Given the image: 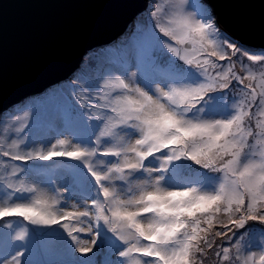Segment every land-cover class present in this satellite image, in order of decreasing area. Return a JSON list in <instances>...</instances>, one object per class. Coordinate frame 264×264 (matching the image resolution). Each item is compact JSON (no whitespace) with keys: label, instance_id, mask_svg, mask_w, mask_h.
<instances>
[{"label":"snow or ice","instance_id":"obj_1","mask_svg":"<svg viewBox=\"0 0 264 264\" xmlns=\"http://www.w3.org/2000/svg\"><path fill=\"white\" fill-rule=\"evenodd\" d=\"M185 4L164 0L151 11L164 67L153 61L144 74L141 58L135 72L109 76L95 95L81 96L85 134L27 150L24 139L0 141L3 227L12 219L58 226L81 256L108 249L102 262L78 264H205L209 252L216 264H264V227L259 250H251L254 226H264V50L250 53L234 42L206 5L192 13ZM25 127L15 128L17 137ZM62 160L77 164L9 163ZM60 167L69 182L51 188ZM21 173L48 176L51 191L26 186ZM72 188L82 205L69 210L62 197ZM84 232L90 240L76 235ZM27 235L21 228L13 239ZM9 255L0 264H22L23 252Z\"/></svg>","mask_w":264,"mask_h":264},{"label":"water","instance_id":"obj_2","mask_svg":"<svg viewBox=\"0 0 264 264\" xmlns=\"http://www.w3.org/2000/svg\"><path fill=\"white\" fill-rule=\"evenodd\" d=\"M149 0H0V117L69 79L89 52L128 31ZM217 26L264 50V0H202Z\"/></svg>","mask_w":264,"mask_h":264},{"label":"rangeland","instance_id":"obj_3","mask_svg":"<svg viewBox=\"0 0 264 264\" xmlns=\"http://www.w3.org/2000/svg\"><path fill=\"white\" fill-rule=\"evenodd\" d=\"M163 2L164 0H149L146 9L133 19L130 25L131 29H129L125 33L126 35L122 36V34V37H119L110 45L95 49L86 54L79 69L69 79L59 83L56 86L49 87L40 95L30 96L26 98L21 103L15 105L14 107L8 109L5 113H3L0 117V141H5V137L7 136V128H9V137H15L17 136V134L15 133L16 127H19L21 124L26 126L30 123L33 124V126L32 130L24 138L25 145L29 142V139L33 138L32 135L35 134L36 141L32 143L30 142V145L28 147L25 146V150H27V148L30 149L32 147L39 146L41 142H54L57 138L74 139V136L80 133L78 132L80 128L85 131L83 123L78 122H82L83 120L89 119L87 116L84 115L87 109L81 106L82 95L89 93L91 95H95V88L100 83H102L103 79H106L109 76L123 73L125 70H129V75L131 74V72H135L136 66L141 58L144 61L147 60L146 62H143V64H147L146 66L140 64L141 72L144 74L151 73L153 61H155L161 67H164L165 57L161 54L158 48H154V42L151 39V32L155 26V21L151 17V11L154 9L155 4ZM201 5L206 4L202 0H186L185 7L188 12L196 13L199 10V6ZM207 7L210 9L209 6ZM163 39L166 40L167 38ZM116 42H119V44L117 46H114L113 43ZM109 46H111L110 48L113 49L116 48V52L124 51L123 55H125L126 61L114 62L110 55L111 50H108L109 52H105L106 50L104 49L105 47ZM250 50H252L254 54H259L261 52V50L259 49ZM252 51L250 53H252ZM245 62L252 65V62L247 61L246 58ZM252 69L257 73L262 70L261 66L258 64L252 65ZM237 71H239V64H237ZM79 83L83 85L81 86V89L77 86V84ZM224 94L227 98L233 96L232 92H226ZM94 122L95 121L93 120L92 123ZM65 123L68 125L73 124L71 128L74 129L75 134H72L71 130L69 131L68 129L62 130V133L59 132V130ZM7 143H5V147H7ZM0 160H7V158L0 157ZM63 161L67 163L77 164V162L75 161ZM37 162L50 163L53 161ZM9 163H12V161H9ZM149 163L154 164L156 162L150 160ZM186 163L190 164V162ZM192 167L197 166L193 165ZM199 171L205 172L206 170L199 169ZM208 175L214 176L216 174L208 173ZM0 182H6L4 168H0ZM68 182L69 172H67L61 177H57L53 185H51V188L61 187L63 184ZM28 183L27 186L29 187L35 185L40 189H47L51 191V188H49V183H43L42 178L32 177V179ZM15 194H13L14 198ZM4 196L5 193L3 194V192L0 191V199H3ZM62 203L64 206L68 207L69 210H71V206L73 204L82 205L81 193L76 188L66 190L62 197ZM16 220H19L20 223L22 221L28 224L22 219ZM11 221H13V219ZM12 225L13 226L10 228V232L12 234L10 241L12 244V250L15 252L21 251L24 253V255L21 257L22 264H35L38 255H35L34 253L35 248L31 246V240L28 242V244H25V250H17L18 247L15 243L19 242L24 244L23 242L25 240L16 241L13 239L16 232H18L21 228H24V224L18 225L13 223ZM55 227L59 228L58 226ZM84 227H87V222H85ZM261 227L264 226L256 225L253 228L254 237L251 239V243L253 245V248L251 249L252 251L259 250L256 245H258L261 240ZM41 229L46 230L47 228L41 227ZM59 229L61 234H66L64 233L62 228ZM48 232H52V230ZM101 234H103V229H101ZM76 235H78V237L82 240H90V236L86 232L76 233ZM62 238H52V242L50 245L52 247L53 253H56L58 255H61L62 252H57V250L65 248V250L67 251L66 254H68L66 257L71 258L69 261L70 263L67 264H78L79 261L85 259H94L102 262L105 259V256L108 255V249L105 248L103 251L98 250L95 254L89 253L87 254V256H81L79 252H75V245L71 243V240L68 237L66 239ZM248 242L249 240L246 238L245 244H247ZM41 253L45 252L41 251ZM234 254L235 252L233 250V255ZM245 254H247V251H245ZM46 256L47 254H43L41 257L39 256V258L42 259L41 264H52L50 263V260H47ZM66 257L61 258L59 262L64 260ZM205 264H216V257L213 252L208 253V256L205 260Z\"/></svg>","mask_w":264,"mask_h":264},{"label":"trees","instance_id":"obj_4","mask_svg":"<svg viewBox=\"0 0 264 264\" xmlns=\"http://www.w3.org/2000/svg\"><path fill=\"white\" fill-rule=\"evenodd\" d=\"M129 29H131V26L128 27V30ZM124 35H126V34H123L122 36H124ZM113 44H114V46H117L119 44V42H116ZM110 47L111 46L105 47L104 49L106 50L105 52H109L108 50H111L110 55H111L114 62H118V61L119 62H121V61L125 62L126 61V57H125V55H123L124 51L123 52H119V51L116 52V50H115L116 48L113 49ZM247 50L249 52L252 51L250 49H247ZM252 53H254V52L252 51ZM146 61L143 60V62H146ZM143 62L141 64H143ZM139 63H140V60H139ZM143 65L146 66L147 64H143ZM77 86L80 87V89H81V86H83V85H81L79 83V84H77ZM224 96H225V99L227 100L228 104L231 105L234 97L230 96L229 98H227L225 94H224ZM84 121H87V120H83L82 122H78V123H83ZM32 126H33V124H31V123L26 125L24 132L21 133L19 137H17V136L9 137V128H7V132H6L7 136L5 137V140H7V142L10 143L12 139H16V138L24 139L27 136V134H29V132L32 130ZM72 126H73V124L68 125L65 123L62 126V128L59 130V132L62 133V130L68 129L69 131L71 130L72 134H75L74 129L71 128ZM85 131L82 128H80L78 130V132H80L79 134H85ZM32 137H33L32 139L28 140L29 142L27 141L28 143L25 146L28 147L30 145V142L32 143V142L36 141V134L32 135ZM12 163H14V162H12ZM15 163L19 164L21 167H23L25 169L32 168V167L37 166V165H51V164L75 165L74 163H67V162H64L63 160L62 161H53L50 163H42V162H37V161H29L27 163H23V162H15ZM67 172H68V169L66 167H60V168L55 169V172L52 174L51 185H53V183L57 177H61V176L65 175ZM32 177L42 178L43 183H45V184H47L49 181L48 176L36 175L34 173L33 174L21 173L19 176V179H23L25 181V185L27 186L29 184L28 182L32 179ZM4 183L5 182H0V191H2L3 194L5 193V190L2 187V185ZM18 195H20V194L19 193L15 194V196H18ZM25 195H27V194H25ZM6 222H9V221H0V256H9L10 257L9 254H15V251H13L12 247H11L12 244L10 241H11L12 234L10 232V228L3 227V224ZM10 223L11 224L14 223V224H18V225L24 224V228L28 229V235L25 238V241L23 242L24 244L19 243V242L15 243V244H17V247H18L17 250H19V249L25 250V248H26V247H24L25 244H28V242L31 240V246H33L35 248L34 253H35V255L36 254L38 255V257L36 258L37 262L35 261V264H41L42 259H40L39 256L41 257L43 254H47L46 258H47V260H50V263H52V264L70 263L69 261L71 258L66 257L68 254H66L67 251L65 250V248H61L60 250H57V252H62V254H64V255H62V254L58 255L56 253H53L52 247L50 245L52 242V238H56V237H60V238L63 237L65 239L67 238V234H65V235L61 234L59 228H56L55 226H53L51 228H47L46 230H43V229H41V227L26 224L25 222H22V221L20 223V221L16 220V219H13V221H10ZM51 230H52V232H48ZM36 250H37V252H36ZM41 251H44L45 253H41ZM63 257H66V258L64 260H62L61 262H59L60 259ZM55 259H57V260H55ZM53 260H55V261H53Z\"/></svg>","mask_w":264,"mask_h":264}]
</instances>
